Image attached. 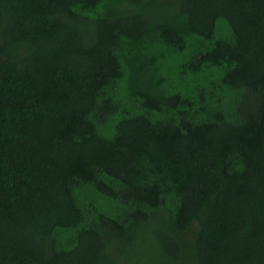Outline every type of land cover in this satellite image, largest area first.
<instances>
[{"label": "trees", "instance_id": "obj_1", "mask_svg": "<svg viewBox=\"0 0 264 264\" xmlns=\"http://www.w3.org/2000/svg\"><path fill=\"white\" fill-rule=\"evenodd\" d=\"M0 264H264V0H0Z\"/></svg>", "mask_w": 264, "mask_h": 264}]
</instances>
